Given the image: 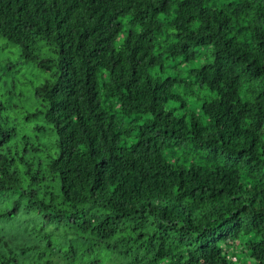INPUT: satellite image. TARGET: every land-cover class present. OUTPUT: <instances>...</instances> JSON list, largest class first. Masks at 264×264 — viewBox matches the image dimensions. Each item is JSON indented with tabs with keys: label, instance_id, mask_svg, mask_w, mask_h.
Here are the masks:
<instances>
[{
	"label": "trees",
	"instance_id": "1",
	"mask_svg": "<svg viewBox=\"0 0 264 264\" xmlns=\"http://www.w3.org/2000/svg\"><path fill=\"white\" fill-rule=\"evenodd\" d=\"M0 38L55 68L12 121L0 65V264H264V0H0Z\"/></svg>",
	"mask_w": 264,
	"mask_h": 264
},
{
	"label": "rangeland",
	"instance_id": "2",
	"mask_svg": "<svg viewBox=\"0 0 264 264\" xmlns=\"http://www.w3.org/2000/svg\"><path fill=\"white\" fill-rule=\"evenodd\" d=\"M41 44V48H38L37 51L39 58L56 57L52 46L46 44L45 41ZM20 54L21 50L18 45L0 38V65L5 68L4 75H2L3 88H5L2 91L5 95L3 100L6 103V114L12 121L19 117L22 112L30 111L36 106L37 100L33 96L34 87L44 82L50 76L51 71H55L54 66H52L51 71H45L36 62L25 61ZM197 61L198 59L195 62ZM175 62L178 64L175 69H180V72L183 73L194 66V64L182 62L180 58ZM175 62L172 61L170 65L175 64ZM21 124L22 121L18 120L17 126Z\"/></svg>",
	"mask_w": 264,
	"mask_h": 264
}]
</instances>
